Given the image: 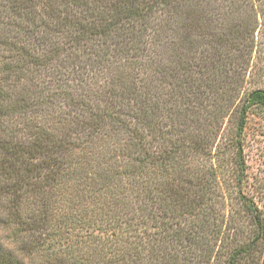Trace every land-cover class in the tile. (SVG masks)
<instances>
[{
	"label": "trees",
	"instance_id": "obj_1",
	"mask_svg": "<svg viewBox=\"0 0 264 264\" xmlns=\"http://www.w3.org/2000/svg\"><path fill=\"white\" fill-rule=\"evenodd\" d=\"M260 26L255 0H0V264H258Z\"/></svg>",
	"mask_w": 264,
	"mask_h": 264
},
{
	"label": "rangeland",
	"instance_id": "obj_2",
	"mask_svg": "<svg viewBox=\"0 0 264 264\" xmlns=\"http://www.w3.org/2000/svg\"><path fill=\"white\" fill-rule=\"evenodd\" d=\"M259 14L264 13V0H255ZM259 22L262 20L259 18ZM246 65L248 66V76L246 78V88L264 89V26H260L255 33L254 51H247ZM231 69L230 61L223 63L222 71H229ZM224 78V77H223ZM255 129L258 128L260 122L256 120L253 122ZM251 130V136L247 140L246 145V161L248 165V183L246 194L249 198L254 199L255 203L264 209V137H257ZM231 205L226 207L227 221L225 224H230L236 227V232L243 235L245 238L254 231L250 219H245L242 215L244 210L240 206L233 207ZM230 212V213H229ZM244 218V219H243ZM227 230V228L225 227ZM228 231V230H227ZM233 234V231L232 233ZM239 237V235H238ZM264 263V253L261 255L258 264Z\"/></svg>",
	"mask_w": 264,
	"mask_h": 264
}]
</instances>
